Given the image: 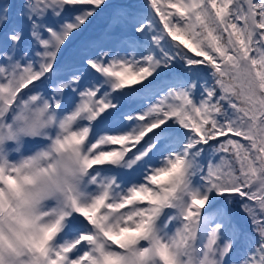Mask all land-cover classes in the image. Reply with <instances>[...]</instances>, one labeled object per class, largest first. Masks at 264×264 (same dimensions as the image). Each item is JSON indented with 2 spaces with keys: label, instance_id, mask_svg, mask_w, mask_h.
Masks as SVG:
<instances>
[{
  "label": "snow or ice",
  "instance_id": "6c2138e0",
  "mask_svg": "<svg viewBox=\"0 0 264 264\" xmlns=\"http://www.w3.org/2000/svg\"><path fill=\"white\" fill-rule=\"evenodd\" d=\"M18 15L34 57L16 58L11 26L0 115L45 99L84 179L41 223L31 177L0 165V264H264V0H24Z\"/></svg>",
  "mask_w": 264,
  "mask_h": 264
},
{
  "label": "clouds",
  "instance_id": "9594fccd",
  "mask_svg": "<svg viewBox=\"0 0 264 264\" xmlns=\"http://www.w3.org/2000/svg\"><path fill=\"white\" fill-rule=\"evenodd\" d=\"M53 129L57 130L55 137L51 135ZM66 134L57 113L39 96L28 97L14 110L0 115V165L18 168L22 175L31 177L32 183L25 185L32 200L29 211L41 223L52 219L47 214L49 205L55 209L62 207L79 194L83 183L75 155L60 148ZM36 139L47 140L46 148L39 156L24 155L25 142Z\"/></svg>",
  "mask_w": 264,
  "mask_h": 264
},
{
  "label": "rangeland",
  "instance_id": "374dc122",
  "mask_svg": "<svg viewBox=\"0 0 264 264\" xmlns=\"http://www.w3.org/2000/svg\"><path fill=\"white\" fill-rule=\"evenodd\" d=\"M146 3V2H141V4ZM17 26V25H16ZM19 29L21 27L17 26ZM8 33H10V30L8 31ZM119 33V32H118ZM10 40L1 44L0 46V66H6L7 65V60L4 58V52L6 49H8L9 45H10ZM24 44H25V40L24 43L20 46V49L17 51L16 58L19 59L21 61L22 64L27 62V58L23 55L25 50H24ZM34 83H39V82H34ZM30 88L32 87L31 85L29 86ZM51 90V86H48V91ZM25 92H27L28 90L25 89ZM32 94H36V93H32ZM39 94H43V89L40 90ZM75 99V97L72 96L71 93L68 94V97L65 98L66 103L64 104L63 107V114H68L71 110V101ZM44 143L43 141H41V143L39 145L33 144L32 146L29 147V149H27V151L25 152V154H30L33 151H35L36 149H38V147ZM25 145H31L30 143H28V141L25 142ZM27 148V147H26Z\"/></svg>",
  "mask_w": 264,
  "mask_h": 264
},
{
  "label": "trees",
  "instance_id": "16d2710c",
  "mask_svg": "<svg viewBox=\"0 0 264 264\" xmlns=\"http://www.w3.org/2000/svg\"><path fill=\"white\" fill-rule=\"evenodd\" d=\"M112 3H124L129 5H135V4H141V2H146V0H111ZM76 7H82V6H76ZM104 16H107V12L104 14ZM93 30L96 31V27H93ZM223 139V138H221ZM239 139V138H236Z\"/></svg>",
  "mask_w": 264,
  "mask_h": 264
}]
</instances>
